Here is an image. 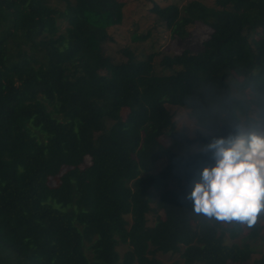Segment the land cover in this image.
Instances as JSON below:
<instances>
[{
  "label": "trees",
  "instance_id": "16d2710c",
  "mask_svg": "<svg viewBox=\"0 0 264 264\" xmlns=\"http://www.w3.org/2000/svg\"><path fill=\"white\" fill-rule=\"evenodd\" d=\"M65 1L59 11L49 0H0V264L249 260L264 208L251 224L225 226L166 185L194 186L214 164L215 139L264 133V0L150 1L175 37L195 23L209 30L199 50L162 55L158 72L156 52L125 47L114 61L103 51L125 3ZM167 104L188 111L194 137L177 131Z\"/></svg>",
  "mask_w": 264,
  "mask_h": 264
},
{
  "label": "rangeland",
  "instance_id": "374dc122",
  "mask_svg": "<svg viewBox=\"0 0 264 264\" xmlns=\"http://www.w3.org/2000/svg\"><path fill=\"white\" fill-rule=\"evenodd\" d=\"M73 2L74 0H68ZM124 4L122 22L118 25L108 28V33L111 39L105 41L102 44L103 51L106 55L111 57L114 61L125 60L126 57L122 54V49L127 47L136 57L145 56L150 53L156 52L154 61V68L158 72L161 67L159 66V58L162 55H175L182 49H189L193 52L197 51L201 47V42L207 37L209 30L201 23H195L187 26L185 29L188 34L184 38L175 37L167 29L163 22L157 21L156 16L149 9L151 7L150 1L156 2L160 7L167 5H176L182 7L191 0H119ZM209 2L210 0H202ZM50 4L56 7L59 11H63L66 1L65 0H49ZM211 3V2H210ZM60 30H63L66 26V22L63 19L58 20ZM149 31V37L145 40L134 39V35H145ZM168 111L172 116V121L175 123L177 131H183L188 137H194L196 126L194 121L189 117L188 111L182 107L175 105H166ZM165 144H169V141L165 139ZM199 145L191 146L192 150H199ZM89 163V158H85V164ZM164 164V161L156 166L155 172L160 169ZM184 191L185 196L189 199L193 186L186 184V186H179L175 180H171L166 185V189ZM155 198L157 193H155ZM153 207L154 204L152 203ZM149 224H152L153 218L148 215ZM229 220H224V225L227 226ZM261 226V229L256 237L248 239L250 246L253 248L249 260L243 264H253L254 261L260 259L264 255V220L256 222ZM248 233V230H244L240 236L235 239L229 237L228 232L225 234L227 243L232 241L239 242L240 239ZM125 247H120L119 250L122 253ZM179 255L157 254V258L164 264H171L173 261L179 259Z\"/></svg>",
  "mask_w": 264,
  "mask_h": 264
},
{
  "label": "clouds",
  "instance_id": "9594fccd",
  "mask_svg": "<svg viewBox=\"0 0 264 264\" xmlns=\"http://www.w3.org/2000/svg\"><path fill=\"white\" fill-rule=\"evenodd\" d=\"M214 164L201 169L190 197L197 212L251 224L264 208V133L238 132L207 145Z\"/></svg>",
  "mask_w": 264,
  "mask_h": 264
}]
</instances>
